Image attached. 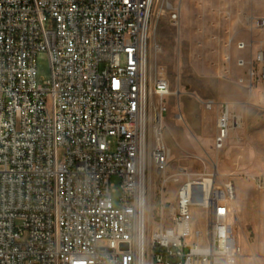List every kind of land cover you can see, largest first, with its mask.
I'll return each mask as SVG.
<instances>
[{
	"label": "built area",
	"instance_id": "1",
	"mask_svg": "<svg viewBox=\"0 0 264 264\" xmlns=\"http://www.w3.org/2000/svg\"><path fill=\"white\" fill-rule=\"evenodd\" d=\"M153 1L0 0V264L238 263L233 182L206 188L188 177L170 225L163 209L154 227L149 220L150 167L166 185L170 159L162 125L170 86L163 66L152 82L147 56ZM182 1L166 5L175 26ZM247 27L264 30V19ZM41 54L51 67L42 80ZM238 66L252 92L264 81V50ZM202 105L216 115L220 152L243 119L228 103ZM176 119L184 122L181 110ZM255 182L264 192V169ZM193 207L206 212L205 233H192Z\"/></svg>",
	"mask_w": 264,
	"mask_h": 264
},
{
	"label": "rangeland",
	"instance_id": "2",
	"mask_svg": "<svg viewBox=\"0 0 264 264\" xmlns=\"http://www.w3.org/2000/svg\"><path fill=\"white\" fill-rule=\"evenodd\" d=\"M167 3L176 6L179 0L153 1L147 43L152 82L157 67L163 66L170 86V93L164 98L167 113L162 118L164 142L170 150L169 182L163 184L150 167L148 216L151 226L160 221L162 209L165 221L170 225L178 189L188 177L201 181L213 179L215 185L221 188L231 182L242 183L245 191L233 202L229 224L231 233L242 247L238 264H264V192L257 188L255 182L264 169V102L255 108L251 106V101H247L249 108L237 114L243 119V126L231 133L220 152L214 149L211 122L207 118L200 122L196 118L199 113L195 106L203 100L224 102V98L233 93L230 85L235 84L233 78L241 69L238 61L246 52L237 47L243 42L240 38L241 23L247 28L250 18L264 19V0H183L178 26L170 21ZM255 32L258 34L259 49L264 50V30ZM260 70L261 66L257 68L258 72ZM50 74L49 58L41 54L38 78L48 79ZM258 83L264 84V81L258 80L255 85ZM247 90L251 95V91ZM262 96L260 101H264V92ZM159 100L157 96H151V129L160 111ZM189 101L195 103L188 105ZM179 110L185 114L184 122L176 119ZM227 158H230L228 165L232 175L218 171L219 160L227 161ZM245 166L251 168L252 174L242 169ZM177 177L175 181L173 178ZM113 182L118 183L116 179ZM120 196L119 190L113 195L115 206ZM191 215L194 219L193 235L197 231L205 233V210L193 207ZM246 217L251 219L244 226Z\"/></svg>",
	"mask_w": 264,
	"mask_h": 264
},
{
	"label": "crops",
	"instance_id": "3",
	"mask_svg": "<svg viewBox=\"0 0 264 264\" xmlns=\"http://www.w3.org/2000/svg\"><path fill=\"white\" fill-rule=\"evenodd\" d=\"M240 38L246 44L253 43L250 48H248L246 50H243V51H246V52L241 54L242 59L248 60L251 57H253L258 51H260L257 32L251 33V31L248 29V27L246 28L245 25H243L242 23H241ZM241 80H243L244 83H241L240 82ZM233 82H235V84L230 85L231 90L233 91V93L230 94L228 97H225L224 98V102H221V103L230 104L234 113L239 114L240 112L244 111V109L249 108V106L246 105L247 101H251L252 102L251 106L255 107V108L260 106V102H264V101H260L263 98L262 94L264 92V84H261V83L256 84L254 89H253V91L251 92V95H249L248 90H247L248 78H247V75H246V69H244V68L238 69L236 71V76H234V78H233ZM203 101H206V100H203ZM192 102H194V101H189L187 104L189 105ZM195 106H196V112L199 113V116L196 114V118H198L200 122L203 119L207 118L212 124L213 132H214V135H215V133H216V128H215L216 115L215 114H211V113H207L205 111L202 103L199 104V105H197V103H195ZM214 135H213V138H214ZM227 159H228L227 161L226 160L223 161L221 159L219 160L218 165H217L218 171H219L220 174L232 175V172H230V167L228 165V161H230V158H227ZM259 168H263V165H259ZM242 169L244 171H246V173H249V174L251 173L252 174L251 168H249L248 166L242 167ZM234 186H235V192H236V198H237L238 196H240V194L243 191H245V188H244V185L242 183H236V184H234ZM250 219L251 218H249V217L245 218L244 226H245V224L248 223V221ZM231 235L234 237V235L232 233H231ZM246 238L247 237H246V235L244 233V239H245L246 245L248 247ZM236 240H237V238H236ZM237 242H238V240H237ZM238 244H239V246L241 248V255H242V247H241L239 242H238ZM243 249H244V245H243Z\"/></svg>",
	"mask_w": 264,
	"mask_h": 264
},
{
	"label": "bare ground",
	"instance_id": "4",
	"mask_svg": "<svg viewBox=\"0 0 264 264\" xmlns=\"http://www.w3.org/2000/svg\"><path fill=\"white\" fill-rule=\"evenodd\" d=\"M204 185L206 186V188H212L213 180L209 178L205 179Z\"/></svg>",
	"mask_w": 264,
	"mask_h": 264
},
{
	"label": "water",
	"instance_id": "5",
	"mask_svg": "<svg viewBox=\"0 0 264 264\" xmlns=\"http://www.w3.org/2000/svg\"><path fill=\"white\" fill-rule=\"evenodd\" d=\"M195 189H200V186H199V185H196V188H195ZM122 247H123V248H127L126 245H123Z\"/></svg>",
	"mask_w": 264,
	"mask_h": 264
}]
</instances>
